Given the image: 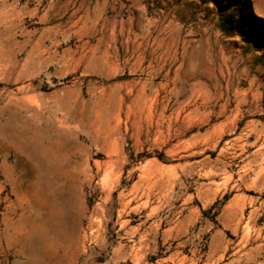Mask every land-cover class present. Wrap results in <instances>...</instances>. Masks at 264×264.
Masks as SVG:
<instances>
[{
    "label": "rangeland",
    "instance_id": "374dc122",
    "mask_svg": "<svg viewBox=\"0 0 264 264\" xmlns=\"http://www.w3.org/2000/svg\"><path fill=\"white\" fill-rule=\"evenodd\" d=\"M0 264H264V0H0Z\"/></svg>",
    "mask_w": 264,
    "mask_h": 264
},
{
    "label": "bare ground",
    "instance_id": "6f19581e",
    "mask_svg": "<svg viewBox=\"0 0 264 264\" xmlns=\"http://www.w3.org/2000/svg\"><path fill=\"white\" fill-rule=\"evenodd\" d=\"M36 136V135H35Z\"/></svg>",
    "mask_w": 264,
    "mask_h": 264
}]
</instances>
